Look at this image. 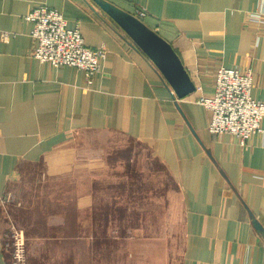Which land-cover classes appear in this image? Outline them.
I'll list each match as a JSON object with an SVG mask.
<instances>
[{"label": "crops", "instance_id": "obj_1", "mask_svg": "<svg viewBox=\"0 0 264 264\" xmlns=\"http://www.w3.org/2000/svg\"><path fill=\"white\" fill-rule=\"evenodd\" d=\"M261 4L0 0V264L12 257L6 237L12 225L25 232L27 264L115 262L117 251L109 258L94 254L101 242L118 240L98 220L94 199L86 201L93 187L84 186V178L75 202L57 216L22 217L35 200L24 198L19 186L18 202L5 203L10 183L21 184L26 168L50 171L56 150L86 132L138 142L167 171L183 210L180 264H264V134L246 147L231 136H212L210 113L197 103L212 95L220 67L253 70L252 96L264 102V18L248 15ZM38 5L60 11L89 48L106 49L92 79L32 57L36 41L25 17ZM138 8L147 15L138 17ZM129 250L125 264H138Z\"/></svg>", "mask_w": 264, "mask_h": 264}, {"label": "rangeland", "instance_id": "obj_2", "mask_svg": "<svg viewBox=\"0 0 264 264\" xmlns=\"http://www.w3.org/2000/svg\"><path fill=\"white\" fill-rule=\"evenodd\" d=\"M55 154L50 171L26 168L23 184L11 182L5 203L18 202L15 189L19 186L24 198L35 200L32 210L23 212L22 217L57 216L63 205L75 202L84 178V186L93 187L86 201L94 199L98 220L102 219L105 230L118 240L116 244L101 242L94 254L109 258L114 250L117 256L112 264H125V251L130 249L139 256L138 264H180L184 226L178 189L146 146L118 134L86 132L71 136ZM44 202L53 204L52 209L37 207ZM11 229L22 231L26 238L21 227L12 225L7 232ZM86 262L109 263L104 259Z\"/></svg>", "mask_w": 264, "mask_h": 264}, {"label": "built area", "instance_id": "obj_3", "mask_svg": "<svg viewBox=\"0 0 264 264\" xmlns=\"http://www.w3.org/2000/svg\"><path fill=\"white\" fill-rule=\"evenodd\" d=\"M136 15H147L144 9H136ZM249 18H264V5L255 12H248ZM25 19L33 24L31 36L36 41L32 57L40 63L53 67L68 66L84 72L88 80L100 71L106 49L89 48L78 27L68 28L64 15L45 5L34 7ZM9 34H2L7 41ZM253 70L220 67L216 70L213 93L200 97L197 103L210 113L208 132L212 136H231L240 147H246L249 140L264 134V102L252 96ZM12 249L9 264H26L25 238L22 231L11 229L6 234Z\"/></svg>", "mask_w": 264, "mask_h": 264}]
</instances>
